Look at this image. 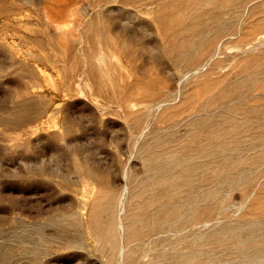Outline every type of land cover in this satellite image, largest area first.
<instances>
[{
    "label": "rangeland",
    "instance_id": "obj_1",
    "mask_svg": "<svg viewBox=\"0 0 264 264\" xmlns=\"http://www.w3.org/2000/svg\"><path fill=\"white\" fill-rule=\"evenodd\" d=\"M194 1L0 0V264H104V258L94 253L96 243L88 232V212L84 209L89 199L84 192L86 183L112 181L113 188L121 192L125 185L123 170L138 175L141 173L140 146L151 140L153 132H160L166 126L161 122L163 109H172L180 103V99L174 102L171 98L168 101L170 104L167 102L168 105L158 112L155 108L157 102L166 100L173 91L171 81L178 78L170 61L166 60L163 44L166 38L179 31H158V27L162 28L158 20L168 19L169 23L173 16L189 14L195 7ZM259 10L264 11V0L248 3L240 11L236 25L252 34L254 30L261 33L264 31V14H258ZM107 26L109 29L117 26V32L126 29L125 32H128L130 26L134 35L143 37L144 33L148 46L128 44L126 37V40L123 39L116 31L113 36L108 34ZM249 26L252 28L249 29ZM142 28L143 33L140 32ZM147 32L150 34L148 37ZM104 33H107L105 36L110 39L109 42L102 37ZM254 33L257 34L256 31ZM165 34L167 37L164 39ZM157 35L162 37L161 40ZM115 37L118 39L116 43H127V49L116 44ZM232 41L236 42L229 40L230 43L222 48L221 60L228 62L232 55H243L240 50L247 46L239 43L243 48L238 49L236 44H231ZM229 44L232 46L230 49ZM149 45H153L150 51L147 50ZM156 49L160 51H157L161 55L159 58ZM148 52L153 53L152 56ZM96 63L97 69L91 66ZM158 67L164 72H160L162 70ZM156 70L158 74H155ZM159 72L165 73L167 78H159ZM227 72L229 69L220 71L217 76ZM160 79L162 82H159ZM197 80L200 82L202 78L191 77L182 86L187 88ZM148 81L153 85L144 90ZM163 86L165 90L158 93ZM126 94L130 97L125 98ZM114 97L116 102H113ZM138 112H141V117ZM128 113L133 115L127 117ZM141 121L142 124L139 123ZM139 124L142 128L138 127ZM144 128L147 131L137 141ZM63 133L67 136L64 134L62 138ZM63 139L69 141L72 152L70 145L66 148L68 143ZM88 170H93V178H82L81 171ZM239 199L233 198L232 202H240ZM240 203L245 205L240 212L220 221L228 223L245 217L249 202ZM74 223L78 226L83 224L80 229L84 228L83 235L78 232L81 245L76 249L64 247L60 240L53 238L74 235V229H69ZM64 226L69 228L65 230ZM24 230L36 233V238L32 235L34 241L31 239V244L20 245L15 239ZM199 231L195 228L194 232L199 234ZM187 234L161 236L163 242L153 247L146 245L144 252L139 253L140 262L133 264H153V258L158 254L182 250L188 241L181 239ZM142 257L144 260H141Z\"/></svg>",
    "mask_w": 264,
    "mask_h": 264
},
{
    "label": "bare ground",
    "instance_id": "obj_2",
    "mask_svg": "<svg viewBox=\"0 0 264 264\" xmlns=\"http://www.w3.org/2000/svg\"><path fill=\"white\" fill-rule=\"evenodd\" d=\"M252 1L254 0H196L195 4L193 2L195 7L189 14L180 13L173 16L169 23L168 19H157L162 27H158V31H179L169 39L166 34L163 37L166 38L163 44L166 60L170 61L178 78L171 81L173 91L167 93L166 100L157 102L155 108L158 112L168 105L171 98L174 102L180 99V103L172 109H163L161 122L166 126L160 132H153L151 140L140 146L139 155L143 167L141 173L138 175L133 171L123 170L125 185L121 192L113 188L110 184L112 181L86 183L84 192L89 195V199L87 198L84 209L88 212V232L96 243L94 253L104 258V264L140 262L139 253L144 252L146 245L157 246L163 242V235L172 234L174 237L186 232L188 234L181 240L188 242L186 241L182 250H172L166 255L158 254L153 258V264H264V31L257 33L258 30H254L257 33L255 35L254 31L252 34L236 25L239 23L237 21L240 11ZM208 6L211 8L207 9ZM260 10L257 13L264 14L261 13L264 11ZM170 13L169 10V15ZM249 24L251 25V22ZM102 27L104 30V26ZM116 27L109 29L107 26L106 32L112 33L110 35L113 36V32L118 30ZM250 28L252 27L249 26ZM128 29L132 28L128 26ZM130 30L125 33L118 31L117 34L125 36L128 44H147L143 28L140 30L143 37L134 35L133 29ZM151 32L153 31L149 33ZM105 34L107 35L104 33L102 37L109 42L110 39L108 40ZM115 38L116 43L118 39ZM95 39L101 44L98 38ZM152 40L151 43L154 44ZM229 40L236 41L231 43L236 44L235 48H243L239 43H244L247 47L240 50L243 55L238 57L231 54L233 58L227 62L221 60V51L224 45L231 42ZM127 43L121 41L116 44L122 49H127ZM151 46L147 47L148 51ZM230 46L228 49L232 48ZM144 47L145 45L142 48ZM157 51L156 49V55L160 52ZM159 56L161 55L158 54V58ZM154 61L156 63V59ZM91 66L96 68L97 63ZM226 69H229V72L217 76L220 71ZM150 70L149 67L148 71L151 72ZM160 70L164 72L162 68ZM156 71L155 74H158ZM158 76L167 78L165 73ZM191 77H200L202 81L197 80L198 82L192 83L190 88L182 86L183 82ZM141 78L139 77V80ZM152 85V82L148 81L143 89L148 90ZM160 89L158 93H161L164 86ZM127 97L128 95L125 96ZM114 101L116 102L115 97ZM149 101L151 103V99ZM123 104L125 105L124 102ZM140 113L138 112L139 117ZM129 115L133 113H128L127 117ZM139 123L142 124V121ZM146 131V128L142 129L137 141ZM64 134H60L62 138L65 137ZM64 142L67 144L69 141ZM69 145L71 148L69 143L66 148H69ZM78 149L79 152L81 148ZM93 173V170L81 171L82 178L87 176L92 179ZM94 189L96 191L93 192ZM236 194L238 197H235ZM233 198H240V202H249L246 216L228 223H225L226 220L220 221L234 216L245 207L243 203H233ZM213 220L216 222H211ZM77 224H70V228L63 227L65 230L73 228L74 235L64 237L57 234L59 239L53 238L60 240L64 247H80L78 232L82 234L84 228L80 229L83 224ZM195 228L200 229L199 234L194 232ZM31 233L36 236V233ZM59 236L63 237V240ZM61 245L59 246L62 247ZM142 258L141 260H144ZM151 260L152 258L149 262Z\"/></svg>",
    "mask_w": 264,
    "mask_h": 264
},
{
    "label": "water",
    "instance_id": "obj_3",
    "mask_svg": "<svg viewBox=\"0 0 264 264\" xmlns=\"http://www.w3.org/2000/svg\"><path fill=\"white\" fill-rule=\"evenodd\" d=\"M32 234L29 231H22L20 235L15 236V239L17 242L21 245H28L29 243L31 244V239H32Z\"/></svg>",
    "mask_w": 264,
    "mask_h": 264
}]
</instances>
